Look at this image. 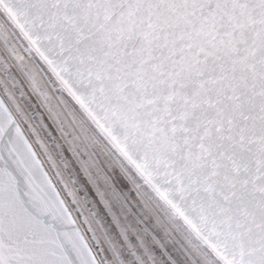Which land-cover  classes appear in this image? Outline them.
Here are the masks:
<instances>
[{
	"label": "snow or ice",
	"instance_id": "6c2138e0",
	"mask_svg": "<svg viewBox=\"0 0 264 264\" xmlns=\"http://www.w3.org/2000/svg\"><path fill=\"white\" fill-rule=\"evenodd\" d=\"M149 244L264 264V0H0V264Z\"/></svg>",
	"mask_w": 264,
	"mask_h": 264
},
{
	"label": "rangeland",
	"instance_id": "374dc122",
	"mask_svg": "<svg viewBox=\"0 0 264 264\" xmlns=\"http://www.w3.org/2000/svg\"><path fill=\"white\" fill-rule=\"evenodd\" d=\"M93 131H95V129H93ZM121 185L124 189H128L130 187L124 181H121ZM80 194L83 195L82 192ZM176 223H179V221H176ZM130 240L133 244H136L135 236L130 234ZM148 247L150 249L152 259L150 262H148L147 257H144L146 264H168V255H171L176 258L178 264H186V258L182 256V253L175 249L174 245L165 244L163 247H160L156 244H149ZM136 252L137 254L143 256V250L139 246H137ZM120 256L124 260L125 264H137L135 257L126 247L120 249Z\"/></svg>",
	"mask_w": 264,
	"mask_h": 264
}]
</instances>
